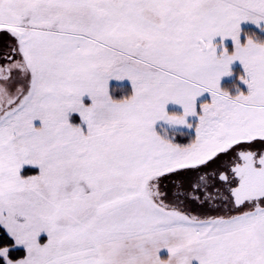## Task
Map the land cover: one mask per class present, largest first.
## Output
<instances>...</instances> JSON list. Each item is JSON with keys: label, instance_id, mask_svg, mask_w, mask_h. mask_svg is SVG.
<instances>
[{"label": "snow or ice", "instance_id": "snow-or-ice-1", "mask_svg": "<svg viewBox=\"0 0 264 264\" xmlns=\"http://www.w3.org/2000/svg\"><path fill=\"white\" fill-rule=\"evenodd\" d=\"M242 24L264 33V0H0V264H264V35Z\"/></svg>", "mask_w": 264, "mask_h": 264}, {"label": "rangeland", "instance_id": "rangeland-1", "mask_svg": "<svg viewBox=\"0 0 264 264\" xmlns=\"http://www.w3.org/2000/svg\"><path fill=\"white\" fill-rule=\"evenodd\" d=\"M241 27H242L245 31L251 29V30H253V31H254V30L257 31V34H258V35H264V33H259L258 30L255 29V26H252V25H250V24H242ZM217 39H218V38H217ZM7 42H8V41H7V39H6L5 37L0 36V46H2L3 44H5V43H7ZM225 44H226V46L229 47V50H231V42L228 41V40H226V41H225ZM230 71H231L232 75H230V76H225V77H222V78H221V81H220L221 87H225V86L223 85L224 83L230 82V81L233 80V78H235L236 76L242 74L243 69H242V66L239 64V62L237 61V62H234L232 65H230ZM238 78H239V77H238ZM239 82H240V81H239ZM113 83H114V82H113ZM124 83H125V85H127V82H124ZM240 84H241V83H240ZM242 85H243V84H242ZM226 86H227V85H226ZM240 88H241V90H246L245 87H244V85H243L242 87H240ZM125 91H126V89H125L124 87H117V86L114 85L113 88H112V92H113V94L123 95ZM230 91H231V92H234L233 90H230ZM199 99H200L201 101H202V100H206V99H208V96H207V94H204V96L201 97V98H199ZM168 110H169V111H178L179 108H178V106H175V105H169V106H168ZM73 119H74V122H77V123L79 122L78 116H75V114H74ZM35 123L38 125V122H35ZM177 136L180 137V134L177 135ZM181 136H182L183 138H182V139H178V138H177V140H178L179 142H187V137H186L185 135H181ZM25 167H28V168L34 170V172H31L30 174H28V175H26V176L36 175V174H38V169L33 168V167H30V166H25ZM188 209H189L190 211H192L194 214L200 211V209H199L197 206H192V205H188ZM42 239H46V237H42ZM161 254L164 255V254H166V253H164V252L162 251Z\"/></svg>", "mask_w": 264, "mask_h": 264}, {"label": "trees", "instance_id": "trees-1", "mask_svg": "<svg viewBox=\"0 0 264 264\" xmlns=\"http://www.w3.org/2000/svg\"><path fill=\"white\" fill-rule=\"evenodd\" d=\"M254 32H255V30H254ZM238 77H239V75L236 76L235 78H233L232 81L227 82V83H224V84H223V85L225 86L224 88H226V89L229 90V91H230V90L235 91V88L233 87V85H236V86H238V87H242L243 85L240 84V82H239V80H238ZM226 85H227V86H226ZM178 135H179V134H178ZM177 138H178V139H182L183 137L180 135V137L177 136ZM31 172H34V170H33V169H30V168H28V167H24V168L22 169V174L25 175V176L28 175V174H30ZM7 239H8V238H7L6 235L3 233V231L0 230V247L6 246V244H7ZM11 255H12L13 257L19 258L20 256L23 255V253H22V251H21L20 249L13 247L12 250H11Z\"/></svg>", "mask_w": 264, "mask_h": 264}, {"label": "flooded vegetation", "instance_id": "flooded-vegetation-1", "mask_svg": "<svg viewBox=\"0 0 264 264\" xmlns=\"http://www.w3.org/2000/svg\"><path fill=\"white\" fill-rule=\"evenodd\" d=\"M260 148H261V146L258 145V144L253 146V149H254V150H258V149H260ZM169 188L171 189V186H170V185H169ZM192 206H194V205H192Z\"/></svg>", "mask_w": 264, "mask_h": 264}]
</instances>
